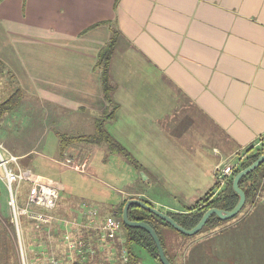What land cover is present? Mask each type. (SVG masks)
I'll return each mask as SVG.
<instances>
[{"label": "crops", "instance_id": "crops-1", "mask_svg": "<svg viewBox=\"0 0 264 264\" xmlns=\"http://www.w3.org/2000/svg\"><path fill=\"white\" fill-rule=\"evenodd\" d=\"M24 19L37 26L33 42L43 53H30L38 74L22 77L20 89L41 86L46 109L69 134L93 132L105 110L95 65L118 31L109 65L116 111L104 127L141 166L147 185L130 188L140 172L126 175L122 200L152 203L148 188L155 186L168 198L164 213H193L189 208L203 204L208 192L211 200L224 189L223 168L238 169L263 150L264 0L0 2V24L19 26ZM96 148L104 154L103 146ZM106 155L109 161L112 154ZM205 234L189 244L185 258L171 244L172 264H198L199 255L203 264H264V191ZM199 243L204 247L192 252ZM108 256L97 261L115 255Z\"/></svg>", "mask_w": 264, "mask_h": 264}, {"label": "rangeland", "instance_id": "rangeland-1", "mask_svg": "<svg viewBox=\"0 0 264 264\" xmlns=\"http://www.w3.org/2000/svg\"><path fill=\"white\" fill-rule=\"evenodd\" d=\"M0 29L1 104L17 89L21 88L19 85L21 80L26 84L27 80L22 77L25 78L29 74H38L33 72L34 68L29 63V58H32L30 53L34 51L43 53V46L33 42V40H36L35 32L37 26L35 24L28 25L26 19L19 26L14 23L3 22L0 24ZM20 35L22 37L18 40ZM12 64L13 67H11ZM21 91V100L18 106L9 112H4L0 116V145L18 158L17 162L21 168L31 170L42 182L56 187L58 191L56 206L54 209L47 211V213H50L58 220L63 217L69 220H76L81 214L80 209L90 207L96 209L100 217L111 216L119 220V212L123 208L121 193L126 189L128 183L126 175H131L136 169L118 154L110 155V159L107 161L105 148L103 149L104 154L99 155L100 151L95 150L96 145L85 142L68 141L71 145L61 154L59 150L60 136L76 137L87 135L92 133V131L86 134H84L85 132L69 134L63 128L60 129L59 122L62 119L60 118L58 122L57 117H52V114H49V109H46L41 94H38L39 91H42L41 86H24ZM145 178L146 175H141L140 172V179L137 184L131 186L129 184L128 186L135 188V190L145 189L147 187L144 184ZM148 190L150 191L148 195L152 203L148 201L147 203L164 213L163 205L168 203L167 196L155 186H150ZM26 191L27 187L21 185L17 192L16 205L19 208H24L26 205ZM124 199H129V197H124ZM98 203L103 204L101 211L96 207ZM36 211L38 210L34 209V212ZM0 218L9 219L10 225L6 224L9 225L8 230L10 235H12L14 246V248L12 246V250L8 256L6 255L5 259L0 247V264H22L19 250L22 251L24 264H44L46 256L53 255L57 258H62L65 255L63 229L58 222H53L50 225L41 224L26 216H22L19 219V242L17 241L15 226L11 221L8 195L1 179ZM222 222L224 221H219V223ZM44 226L45 228L47 227L46 240H42L41 228ZM207 230L203 229L200 231L196 238L194 237L197 234L184 236L169 230V234L165 235V239L167 240V246L171 248L168 253L170 258L173 252L171 244L177 249L175 253L185 258L189 255V244L193 240H205L208 238V234L202 237V234ZM57 232L59 234L57 236L54 235ZM79 234L84 238H89L92 231L83 230ZM203 247L204 243H199L192 249V252L201 250ZM132 248L136 251L135 253L140 255L143 264H157L141 247L133 244ZM100 252L104 255L110 253L102 252L101 250ZM117 253L118 251H115V253L112 251V257L113 254L116 255ZM120 254L119 257L122 256ZM104 255L100 254L99 256L102 258ZM199 256L200 261H198V264H203L202 255ZM114 258L116 259L117 256ZM112 262L113 259L109 263Z\"/></svg>", "mask_w": 264, "mask_h": 264}, {"label": "trees", "instance_id": "trees-1", "mask_svg": "<svg viewBox=\"0 0 264 264\" xmlns=\"http://www.w3.org/2000/svg\"><path fill=\"white\" fill-rule=\"evenodd\" d=\"M1 1L2 0H0V2ZM23 1L25 2V0ZM117 39H118V31L114 30L111 33L108 41L100 49L95 65L96 68H98L100 71L101 91H102L103 99L106 103V107L102 113V116L94 120L93 122L94 129L92 133L82 136H76V137L65 136V135L60 136L59 150L60 153L62 154V152L71 145V143H69L68 141L71 142L80 141V142H85L87 144L101 145L105 148L107 153L121 155V157H123L125 161L131 164L136 169V171L140 172L142 168L138 164V162L130 155L128 151H126V149L122 145H120L112 136H110L107 133L104 127L107 121L112 120L114 118L116 111V105L113 103V100L111 98L113 85L109 76V65L114 48L117 44ZM21 94H22L21 89H17L12 95H10V97L6 101L0 104V116L4 112H9L18 106L21 100ZM247 152H252V149L251 148L248 149ZM263 153H264L263 150H256L249 157H247L246 160L241 164V166L238 169L233 170L231 177L226 179L225 181L226 184L224 189L221 191V193H219V195L216 198L210 200L212 196V191H210L206 194L205 198L201 200V203L203 204H196L193 208H189L191 210L193 209L196 210L195 212L188 213L185 215H175L171 213H169L168 215L171 216L179 225H181L185 229H190L193 226H195V224L199 221L201 214L208 208L214 207L222 210H231L235 206L238 200L237 196L233 193L231 189V181L233 176L240 169L245 168L253 161H255L258 158V156ZM218 187L219 184L217 183V188ZM239 187L245 194L246 197L245 204L249 201L252 202L262 199V195L264 191V162L260 164L254 171L249 173L247 176L243 177L239 182ZM127 200L128 199L123 200L122 202L123 205ZM145 203L148 204L147 202ZM200 205L202 206L200 207ZM121 211L122 209L119 212L120 221H121ZM128 218L131 221L145 222L152 227V229L155 231L161 242V245L163 247L167 259L172 264V260L168 254L171 248L166 244L167 240L165 239V235L167 233L169 234L168 232L169 230H172L176 233L178 232L175 231L171 226H169L161 219L137 207H130V209L128 210ZM219 221L220 220L216 219L215 217L210 218L207 221V223L204 225L202 230L209 229L210 227L219 224ZM6 223L9 224V219L0 218V247L4 259L6 258V255L8 256L13 246L12 237H11L12 235H10L8 230V226L10 224L7 225ZM121 226L124 233L125 242L123 243V245L121 244L116 245V251H118V253L115 256H117V258L116 259L113 258L112 263H109L108 260L104 259L103 261H97L95 264H143L140 255L138 253H135L136 251L133 250L132 248L133 244L144 249V251H146V253L151 258H153L154 261L157 262V264H161L158 259L157 249L155 248L154 243L149 237V235L144 230L127 227L122 223V221H121ZM41 231H42V240H46L47 227L46 228L45 226L42 227ZM58 234L59 232L54 233V235L56 236ZM122 248H124V251L126 252L125 262H122V260L119 258V254L121 253ZM45 249L47 248L45 247ZM73 264H78V262H74Z\"/></svg>", "mask_w": 264, "mask_h": 264}, {"label": "built area", "instance_id": "built-area-1", "mask_svg": "<svg viewBox=\"0 0 264 264\" xmlns=\"http://www.w3.org/2000/svg\"><path fill=\"white\" fill-rule=\"evenodd\" d=\"M17 161V157L0 145V179L8 195L11 221L15 226L17 241L19 240V219L26 216L41 224L50 225L53 222H58L63 229L66 254L62 258L53 255L46 256L44 264H73L74 262H78V264H95L100 258L99 255L103 254L100 250L110 252L107 259L110 258L116 245L124 242L120 220L111 216L101 219L97 210L90 207H84L76 220H69L65 217L60 220L56 219L50 213H47L56 206L58 199L56 187L42 182L40 178L32 175L29 170L21 168ZM233 170L232 166L223 168L221 171V184H224L226 179L231 177ZM21 185L27 187L24 208H19L16 205V196ZM34 209L38 211L34 212ZM83 230L92 231L89 238H84L79 234ZM19 252L21 262L24 264L22 251L19 250ZM119 258L126 261L123 255Z\"/></svg>", "mask_w": 264, "mask_h": 264}, {"label": "water", "instance_id": "water-1", "mask_svg": "<svg viewBox=\"0 0 264 264\" xmlns=\"http://www.w3.org/2000/svg\"><path fill=\"white\" fill-rule=\"evenodd\" d=\"M263 162H264V153L259 155L258 158L255 161H253L251 164H249L245 168L240 169L233 176L232 181H231V189L233 193L237 196L238 200L235 206L231 210H222V209H218L214 207L208 208L201 214V217L199 221L195 224V226H193L190 229H185L184 227L179 225L168 214L162 213L156 210L155 208H153L152 206L146 204L144 201L135 199V198L128 199L124 203L123 208H122V213H121L122 223L125 226L130 227V228L144 230L149 235V237L154 243L155 248L157 249L159 262L161 264H171L169 260L167 259L164 253L163 247L161 245V242L157 234L155 233V231L152 229V227L145 222L129 220L128 210L130 209V207H137V208H140L142 210L149 212L150 214L156 216L157 218L167 223L175 231H177L178 233L184 236H194L202 230V228L204 227V225L207 223V221L210 218L215 217L216 219L220 221H226V220L232 219L240 212V210L243 208L245 204L246 197H245L244 192L239 187V182L243 177L247 176L249 173L254 171ZM141 175H143V173H141Z\"/></svg>", "mask_w": 264, "mask_h": 264}, {"label": "flooded vegetation", "instance_id": "flooded-vegetation-1", "mask_svg": "<svg viewBox=\"0 0 264 264\" xmlns=\"http://www.w3.org/2000/svg\"><path fill=\"white\" fill-rule=\"evenodd\" d=\"M120 217V216H119ZM124 241H125V239H124Z\"/></svg>", "mask_w": 264, "mask_h": 264}, {"label": "bare ground", "instance_id": "bare-ground-1", "mask_svg": "<svg viewBox=\"0 0 264 264\" xmlns=\"http://www.w3.org/2000/svg\"><path fill=\"white\" fill-rule=\"evenodd\" d=\"M122 221V220H121Z\"/></svg>", "mask_w": 264, "mask_h": 264}]
</instances>
